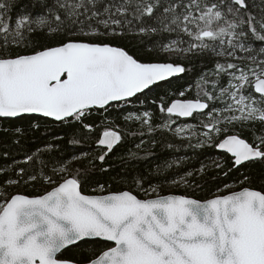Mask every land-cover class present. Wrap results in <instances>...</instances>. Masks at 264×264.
Here are the masks:
<instances>
[{
	"label": "snow or ice",
	"instance_id": "1",
	"mask_svg": "<svg viewBox=\"0 0 264 264\" xmlns=\"http://www.w3.org/2000/svg\"><path fill=\"white\" fill-rule=\"evenodd\" d=\"M14 2L0 0V121L50 119L86 133L99 126L96 143L106 151L94 159L103 164L123 139L109 119L116 111L137 123L140 135L167 131L189 147L229 154L225 177L264 163V43L256 46L264 42V7L251 0H35L38 15L22 12L13 21ZM125 34L159 36L152 50L166 58L142 60L109 39ZM203 56L214 58L213 67L196 80L193 98L189 85L148 101L188 71L183 61ZM145 102L163 114L161 123L150 111H127ZM180 118L197 123L178 124ZM81 158L49 166L38 150L23 163L38 161L39 171L20 167L0 182V264H264V187L249 186L248 175L204 200L161 189L201 188L193 178L207 165L163 183L134 175L126 190L103 194L99 184L85 194L89 169L69 167ZM37 184L43 187L34 193L10 191ZM234 186L239 190L228 191ZM96 241L106 243L78 259L64 255Z\"/></svg>",
	"mask_w": 264,
	"mask_h": 264
},
{
	"label": "trees",
	"instance_id": "2",
	"mask_svg": "<svg viewBox=\"0 0 264 264\" xmlns=\"http://www.w3.org/2000/svg\"><path fill=\"white\" fill-rule=\"evenodd\" d=\"M258 7H264L261 0H251ZM35 0H15L14 6L9 15L12 20L18 17L22 12L30 11L33 16L38 15L41 9L32 5ZM256 11V9H253ZM37 39L43 42V36H37ZM114 43L125 47L131 54L140 57L142 60H163L165 54L156 53L153 49V43L160 40L159 36H137L134 34H125L123 37L109 38ZM264 42H256L259 47ZM213 57H190L189 60L183 61L187 72L182 74L179 78L171 79L169 82L157 88L155 92L150 93L148 101L155 99L159 95L166 93H175L179 90H184L187 86L192 85V90L187 92L189 98H193L196 93L195 83L202 72L210 70L213 67ZM190 61V62H189ZM174 98V97H172ZM150 111L153 115V123L159 124L163 121L164 116L159 112L155 105L145 102L143 105L136 103L128 107L127 111ZM126 114V113H125ZM93 120L100 121L95 115ZM109 119L115 121L118 125V130L121 132L123 139L119 145L105 157L103 164L94 158L102 154L105 150L97 146V139L102 131L98 126L96 131L86 133L78 125L61 124L53 122L49 119H42L33 121L30 125L27 121H0V169H5L0 174V182L6 177L15 178V174L20 167H24L29 172L39 171L38 161L23 163L27 155L35 154L38 150L41 159L48 162L49 166L59 164L60 162H67L74 156H81L79 160H73L69 165L73 170L76 168L89 169L87 176L88 183L84 187L85 194H93L92 188H98L99 184H104L108 192L126 190L132 186L130 180L134 175H142L151 180L152 183H163L164 178L169 180L172 177L179 178L184 173L191 171L197 173V170L202 166L205 167L203 175L196 174L194 181L201 184V188L195 190L177 186L173 192L169 194H188L194 198L204 200L211 198L213 193H216L218 188H223L225 184L235 185L241 175H248L251 177V184L249 186L254 188L264 187V163L249 162L246 166L241 167L240 171L235 170L228 172L227 177L224 172L232 167L231 157L227 154L220 153L215 147L195 148L189 147L187 140H182L174 136L171 132L156 131L152 134L140 135L141 129L137 123H125L118 112L113 111L109 114ZM188 123H197L192 118L185 120ZM177 120V123H184ZM39 123V128L33 125ZM24 129L23 134L15 132V127ZM257 129L260 125H255ZM136 133V135H133ZM244 135L249 136L248 132ZM19 140V143L16 141ZM77 141L73 143V141ZM195 144V140L192 141ZM140 145V148H137ZM172 145V147H169ZM138 153V158H131L129 153ZM82 153H87L82 156ZM90 161L92 163H90ZM173 164L172 168H166L168 163ZM213 161H218L223 164L222 168H216ZM160 168L161 174L156 175L157 168ZM101 169H107L102 171ZM148 185L145 184V187ZM170 186L169 183H164L161 189V194H168L166 188ZM42 184H37L33 189L31 186L21 187L19 189H10L18 191H27L34 193L41 190ZM235 187V186H234ZM240 187H243L241 185ZM237 190H239L236 187ZM220 193V192H219ZM101 194V193H96ZM218 194V193H217ZM224 194V193H221ZM142 196V193L140 194ZM104 242H92L85 248L72 247L64 252V255L69 259H78L84 255L87 247H100Z\"/></svg>",
	"mask_w": 264,
	"mask_h": 264
},
{
	"label": "rangeland",
	"instance_id": "3",
	"mask_svg": "<svg viewBox=\"0 0 264 264\" xmlns=\"http://www.w3.org/2000/svg\"><path fill=\"white\" fill-rule=\"evenodd\" d=\"M180 124V123H179ZM177 186H169L168 188H166V190L168 191V194L173 192V190H175ZM234 190H237L236 187H233L231 189H229L228 191H234ZM221 193H224V192H220L218 194H221ZM225 194V193H224ZM222 195V194H221Z\"/></svg>",
	"mask_w": 264,
	"mask_h": 264
},
{
	"label": "water",
	"instance_id": "4",
	"mask_svg": "<svg viewBox=\"0 0 264 264\" xmlns=\"http://www.w3.org/2000/svg\"><path fill=\"white\" fill-rule=\"evenodd\" d=\"M181 75H182V74H181ZM172 79H174V78H172ZM180 119L185 120V119H189V118H180ZM49 120H50V119H49ZM51 121H52V120H51ZM118 145H119V144H117V145L113 148V150H114ZM100 148H102V149H104V150L106 151L105 148H103V147H100ZM113 150H112V151H113ZM112 151H111V152H112ZM217 151L220 152V153L227 154V153L223 152L222 150H218V149H217ZM111 152H110V153H111ZM110 153H108V154H110ZM227 155H229V154H227ZM229 156H230V155H229ZM104 243H106V242H104Z\"/></svg>",
	"mask_w": 264,
	"mask_h": 264
},
{
	"label": "flooded vegetation",
	"instance_id": "5",
	"mask_svg": "<svg viewBox=\"0 0 264 264\" xmlns=\"http://www.w3.org/2000/svg\"><path fill=\"white\" fill-rule=\"evenodd\" d=\"M189 119H191V118H189ZM189 119H185V120H189ZM185 120L179 119L178 121L184 122Z\"/></svg>",
	"mask_w": 264,
	"mask_h": 264
}]
</instances>
